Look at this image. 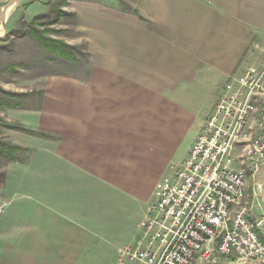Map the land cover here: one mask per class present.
I'll return each mask as SVG.
<instances>
[{"label": "crops", "instance_id": "0c3cea01", "mask_svg": "<svg viewBox=\"0 0 264 264\" xmlns=\"http://www.w3.org/2000/svg\"><path fill=\"white\" fill-rule=\"evenodd\" d=\"M48 1L0 0V40L46 14ZM65 1L76 20L66 42L86 54V77L49 82L23 121L45 137L7 169L0 264H120L225 85L264 64V0H137L132 12L120 0ZM261 188L248 203L256 218Z\"/></svg>", "mask_w": 264, "mask_h": 264}, {"label": "built area", "instance_id": "2783aa9c", "mask_svg": "<svg viewBox=\"0 0 264 264\" xmlns=\"http://www.w3.org/2000/svg\"><path fill=\"white\" fill-rule=\"evenodd\" d=\"M238 151L240 170L232 167ZM263 168L264 64L225 85L188 159L174 164L157 190L137 246L122 248L119 263L264 261V216L253 217L246 192L247 172Z\"/></svg>", "mask_w": 264, "mask_h": 264}, {"label": "rangeland", "instance_id": "374dc122", "mask_svg": "<svg viewBox=\"0 0 264 264\" xmlns=\"http://www.w3.org/2000/svg\"><path fill=\"white\" fill-rule=\"evenodd\" d=\"M57 1L59 0L48 1L50 5L49 10H54L56 8ZM87 1H96L105 5H110L116 0ZM136 3L137 0H120V9L132 12L136 7ZM35 18L27 22L24 20L20 21L15 30L11 31L6 38L0 40V100L5 98L3 91L26 95V97L23 98V107L0 110V139H4L12 145L21 146L28 150V152L20 158L19 162H13L15 166L27 163L31 158L32 151L30 148L34 145L35 136L24 133L19 129L23 128L29 130V128L24 125L23 121L28 123L27 121L41 108L44 93L43 88L48 86L49 82L60 81L62 78L84 79L86 77L87 56L86 58L79 56L77 61L71 62L52 55L42 47L40 42L32 34L37 26L30 27L29 24L32 23ZM57 19V13L49 15L48 18L40 19L37 21L39 30L43 31L45 28H47L46 30H56V33L48 34L50 38L65 42L67 40L69 41L74 37L75 18L72 15H68L59 20L58 23L53 24L52 22L57 21ZM49 23L53 25H49ZM45 24L47 25L46 27L44 26ZM78 48L82 52V49L80 47ZM11 163L12 162L0 158V216L7 207L3 198L4 184L2 183ZM259 180L260 184H262L260 190H262V196L264 198V168L255 176L247 172L248 188L246 189L249 194L248 203L250 201L253 185ZM5 194H7V192H5ZM21 199L22 198H19L17 203H20ZM193 264L240 263H236L235 261L232 262L225 257L216 256L214 263L206 259L198 258L197 262ZM257 264H264V261Z\"/></svg>", "mask_w": 264, "mask_h": 264}, {"label": "trees", "instance_id": "16d2710c", "mask_svg": "<svg viewBox=\"0 0 264 264\" xmlns=\"http://www.w3.org/2000/svg\"><path fill=\"white\" fill-rule=\"evenodd\" d=\"M67 5V1L65 0H59L57 1L56 8L54 10H49L48 13L43 14L41 16H37L32 23L29 24V26H37L32 32L33 36L40 42L42 47L49 51L52 55L56 57H60L62 59L75 62L78 60L79 56H83L86 58V55L83 54L80 49L76 46H71L67 44L65 41L53 39L50 38L48 34L50 33H56V30H45L40 31L39 25H37V21H39L42 18H48L49 15H52L54 13L58 14L57 21L52 22L53 24L58 23L59 20H61L63 17L68 16V14L63 10V7ZM139 14L138 12H135ZM75 18V16H73ZM49 23V25H53ZM25 25V24H24ZM47 26L46 24L44 25ZM42 26V27H44ZM44 29V28H43ZM3 91V90H2ZM5 94V98L0 100V110H5L7 108L9 109H18L20 107L24 106V100L23 98L26 97L24 94H15L7 91H3ZM26 103V102H25ZM20 131L30 134L32 136H41L45 137L44 134L38 133L32 130H25L23 128L19 129ZM28 150L24 147L12 145L11 143L7 142L4 139H0V158L9 161V162H19L20 158L26 153ZM6 181V176L3 178L4 184Z\"/></svg>", "mask_w": 264, "mask_h": 264}, {"label": "bare ground", "instance_id": "6f19581e", "mask_svg": "<svg viewBox=\"0 0 264 264\" xmlns=\"http://www.w3.org/2000/svg\"><path fill=\"white\" fill-rule=\"evenodd\" d=\"M2 32V31H1Z\"/></svg>", "mask_w": 264, "mask_h": 264}]
</instances>
